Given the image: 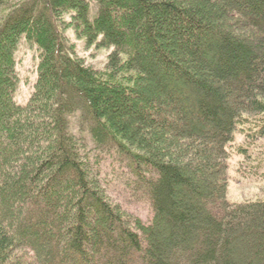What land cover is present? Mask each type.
<instances>
[{
	"label": "trees",
	"instance_id": "1",
	"mask_svg": "<svg viewBox=\"0 0 264 264\" xmlns=\"http://www.w3.org/2000/svg\"><path fill=\"white\" fill-rule=\"evenodd\" d=\"M22 41L38 64L19 102ZM257 143L262 165L264 0H0V264H264V194L229 198Z\"/></svg>",
	"mask_w": 264,
	"mask_h": 264
},
{
	"label": "rangeland",
	"instance_id": "2",
	"mask_svg": "<svg viewBox=\"0 0 264 264\" xmlns=\"http://www.w3.org/2000/svg\"><path fill=\"white\" fill-rule=\"evenodd\" d=\"M36 48V47H35ZM34 46L25 43L22 41L17 50V56L19 59V75L20 83L18 90L16 92V99L19 102L25 100L26 96L33 90L34 82L37 78V59L34 57L33 52H35ZM37 50V49H36ZM96 55L97 61L102 60L103 54ZM74 125L76 131L79 130L80 117L76 115L74 118ZM84 135L89 142V146L93 147V142L90 135L87 133L86 129ZM242 140V137L238 139ZM260 144H255L258 147ZM264 146V145H263ZM263 149L262 146H259L255 149L253 157L250 162L254 163L257 166L255 173H250L244 175L240 170V163H238L237 158H234L230 164L229 168V198L234 201L243 200L245 198L254 199L261 197L264 194V164H259L261 160L257 155V150ZM91 153L93 154V159H98L100 168L102 170V175L106 178V181L109 185L110 193L116 198L126 209L130 212H133L141 216L144 220H148L151 215L150 202L146 199V196L137 197L131 192L130 186L127 185L126 180L129 177V172L125 167L123 161L119 156L116 155L113 151L108 149L105 150H94L92 149ZM236 156V155H235ZM254 172V171H251ZM257 174V176L255 175ZM200 231V229H198ZM245 249L241 254L246 258H253V241L249 239L244 243ZM201 245H196V249L201 251ZM237 248L234 249V253H237ZM239 251V250H238ZM179 253V251H177ZM195 254V252H193ZM241 256V255H240ZM260 257V256H259ZM262 261L264 258L261 257Z\"/></svg>",
	"mask_w": 264,
	"mask_h": 264
}]
</instances>
